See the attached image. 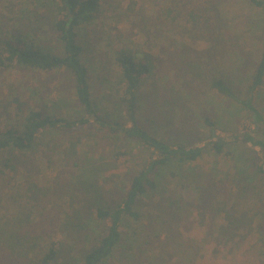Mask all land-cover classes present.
<instances>
[{
  "label": "trees",
  "instance_id": "16d2710c",
  "mask_svg": "<svg viewBox=\"0 0 264 264\" xmlns=\"http://www.w3.org/2000/svg\"><path fill=\"white\" fill-rule=\"evenodd\" d=\"M248 1L260 7L264 16V0ZM219 5V0H166L158 10L157 20L160 26H169L172 31L187 30L188 26L177 23L180 19L192 24L189 32L193 31V25L201 27L210 35L213 49L217 51L224 47L227 38L233 37L230 29L222 30L219 24ZM16 11L14 16H9L14 19L11 26L0 32V66L47 72L68 70L73 77L81 113L70 120L57 112L51 114L29 106L19 109L17 120H0V264H79L74 258V241L57 244L50 240L49 244H41L45 240L44 231L33 214L44 217L51 209L59 213L61 229L75 241L84 240L82 235L93 220L109 221L97 243L82 251L81 264H111L116 253L127 263L128 255L134 256L150 243L148 236L140 243L139 231L147 226L139 207L142 198H160L158 193L163 192L168 195L165 200L169 201V213L177 215L173 208H180L183 200H175L169 194L186 187H192L196 196L193 206L208 208L213 216L219 211L224 213L223 223L218 227V240L228 241L235 236L246 238L256 231L264 247V166L253 149L259 146L264 152V119L259 113L255 112V117L263 126L260 136L246 132L241 139L236 137L232 141L216 136L204 146L174 144L142 126L137 115L145 103L140 90L151 84L147 82L152 72L151 58L138 59L124 48L116 50L115 59L124 83L123 94L118 96L113 107L95 98L83 59L86 49L79 36L83 26L92 24L100 16L101 0H20ZM47 26L53 28L57 45L45 38L43 29ZM203 30L197 35L203 36ZM218 40L224 44L219 45ZM209 56L213 62L214 54ZM221 63L225 65L223 60ZM216 66L214 63L213 68ZM208 82L212 90L256 111L252 99L253 91L264 85V35L260 59L246 87V98H242L241 89L232 86V80L225 77L224 69L216 73L213 70ZM238 83L240 80L236 85ZM124 116L130 125L122 121ZM151 120L155 123L157 119ZM205 121L214 125L209 119ZM93 123L110 130L114 139L111 142L107 138L109 144H117L120 140L117 137H122L126 142L152 151V158L133 174L125 187H103V173L109 168L105 156L97 161L84 160L79 155L80 140L73 141L70 135L77 127L93 126ZM66 137L69 138L68 146L61 148L62 142L58 140ZM239 140L242 141L240 145ZM249 142L253 147L247 146ZM43 148L53 149L68 164L65 180L52 185L51 181L40 183L38 178L34 180L27 173L22 183L17 182L15 174L20 172L21 158ZM123 153L126 152L120 150L117 155ZM205 154L226 156L232 163L231 168L218 172L215 178L211 173L209 178V174L195 164ZM168 176L169 181L166 180ZM170 184L174 187L170 188ZM191 249L186 242L179 244L174 264L194 263L200 250L194 240Z\"/></svg>",
  "mask_w": 264,
  "mask_h": 264
},
{
  "label": "rangeland",
  "instance_id": "374dc122",
  "mask_svg": "<svg viewBox=\"0 0 264 264\" xmlns=\"http://www.w3.org/2000/svg\"><path fill=\"white\" fill-rule=\"evenodd\" d=\"M101 1L100 16L92 24L83 26L79 36L80 43L86 49L83 59L89 70L95 98L113 107L118 96H122L124 83L115 51L124 48L138 59L151 58L152 72L147 79L151 84L140 90L145 103L137 115L140 124L157 136L190 147L207 145L216 136L232 141L236 137L241 139L246 132L261 135L263 126L256 121L255 112L264 119V85L253 91L252 105L256 111H252L212 90L208 82L213 70L216 73L224 69L225 77L232 80V86L241 89L240 96H248L246 87L260 59L264 35V16L260 7L248 0H219V24L222 30L230 29L233 37L227 38L225 44L222 42L224 47L217 52L213 49L210 35L194 25L195 33L190 31L192 35L188 31L192 29V24L184 19L177 23L188 26L187 30L172 31L169 26H160L158 10L166 0ZM19 2L0 0V32L7 30L13 23L14 19L9 16L17 13ZM52 29L50 26L45 27L44 36L53 45H57ZM200 29L204 32L203 36L197 35ZM218 42L222 44L221 40ZM211 53L214 54L213 62L210 61ZM214 63L217 64L216 68H213ZM237 80L240 83L236 85ZM29 106L51 114L57 112L70 120L78 118L81 106L75 95L71 73L64 69L47 72L0 66V120H17L19 109ZM153 111L154 115L151 114ZM152 118L157 119L155 123H151ZM206 119L214 125H210ZM122 121L131 124L125 116ZM72 133L70 136H73V141L78 138L80 140L81 158L98 161L105 156V160H109V168L101 180L105 189L125 187L133 174L152 158L151 150L126 142L122 137H117L120 138L117 144H109L106 139L112 142L114 137L108 128H101L98 123L79 126ZM68 139L58 140L62 142L59 144L61 148L68 146ZM240 144L241 140L238 142ZM247 146L253 147L250 142ZM253 149L261 157L259 163L264 166L263 150L259 146ZM120 150L126 153L117 155ZM59 156L53 149L47 148L24 156L19 164L20 172L15 174L17 182L22 183L27 173L34 180L38 178L40 183L51 181L52 185L63 182L69 167ZM195 164L209 174V178L211 173L215 178L218 172L226 171L232 165L226 156L215 154H205ZM216 170L217 173H213ZM166 180L171 179L168 176ZM173 187L174 184H170V188ZM179 190L169 194L175 200H183L180 208H173L178 216L169 213L171 210L168 209L169 201L165 200L168 195L165 193L159 192L160 198H142L139 207L147 226L139 231L140 243L147 236L150 243L141 247V251L134 256L128 255L130 259L127 263L121 261L116 253L111 264H174L179 244L186 242L193 250V240L200 250L192 264H264V247L256 231L249 233L246 238L235 236L228 241L218 240V227L223 223L224 213L219 211L217 216H213L208 208L193 206L196 196L192 187ZM67 199L69 201V197ZM217 199L214 198V203ZM51 210L44 217L33 214L44 231L45 240L41 244H49L50 240L57 244L74 241V258L81 264L83 252L97 243L109 221L93 220L87 231L82 232L84 240L75 241L61 229L59 213ZM2 252L6 254L4 249Z\"/></svg>",
  "mask_w": 264,
  "mask_h": 264
}]
</instances>
